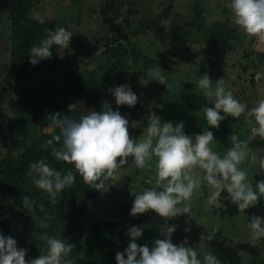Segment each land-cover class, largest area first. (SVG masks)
<instances>
[{"label":"rangeland","instance_id":"obj_1","mask_svg":"<svg viewBox=\"0 0 264 264\" xmlns=\"http://www.w3.org/2000/svg\"><path fill=\"white\" fill-rule=\"evenodd\" d=\"M10 6L11 0H0V163L15 140L29 146L50 135L55 129L48 125L57 110L73 117L85 109L96 111L82 94L76 102V111L64 112L68 109L63 108L64 104L72 101L71 86L82 81L93 87L120 84L131 87L138 97L141 115L134 119L141 120V125L135 128L131 127L134 120L127 118L131 138L139 137L150 113L164 121H183V131L189 136L209 127L216 139L213 150L221 156L231 147L233 137L248 136L249 125L243 114L239 118L227 116L217 128L208 126L203 106L211 105L196 87L200 75L207 74L213 82L224 78L233 95L248 107L264 98V42L233 23L228 0H23L29 19L53 22L55 27L70 30L73 36L69 48L54 45V57L22 71L14 70L12 65L11 51L18 37L10 18ZM163 13L167 18L132 35ZM155 65L165 72L167 88L149 80L147 70ZM17 74L21 75L16 78ZM104 101V97L99 100L102 108ZM249 147L257 156L264 155V139L257 137ZM21 150L19 146L11 155L16 156ZM241 167L248 171L253 185L264 178L259 175L256 162L245 161ZM150 178L155 179L154 161L150 169H137L131 164L122 167L116 178L108 182L113 185H109L107 192L99 191L86 200V215L81 220V229L75 233L48 214L36 198H32L33 208L27 210L21 207V193L6 197L0 186V233L15 238L18 248L27 249L26 259L35 258L46 249L40 239L42 232L61 236L74 245L75 263L84 257L89 246L92 225L121 220V212L126 206L131 207L135 192L151 186ZM209 191L202 187L199 193H194L192 218L185 214L167 220L168 224L177 225L171 234L172 242L186 238L200 257L212 252L211 243L217 242L234 250L239 264H264V238L253 243L246 226L253 214L264 216V198L253 211L229 216L223 213L227 209L228 199L224 198L227 193H221L219 206L211 207L205 205ZM140 215L143 233L136 242H147L150 247L152 241L163 238L160 228L165 219L151 210ZM45 221L48 226L41 227ZM185 228L189 230L186 232ZM242 246L256 249L257 253L244 251Z\"/></svg>","mask_w":264,"mask_h":264},{"label":"clouds","instance_id":"obj_2","mask_svg":"<svg viewBox=\"0 0 264 264\" xmlns=\"http://www.w3.org/2000/svg\"><path fill=\"white\" fill-rule=\"evenodd\" d=\"M228 8L233 23L239 29L250 36L264 39V0H228ZM45 33L29 49L28 62L32 65L50 58L53 45L69 48L73 36L70 30L62 26L45 29ZM147 72L149 80L167 88V77L158 65L150 67ZM196 87L211 105L203 106L208 126L217 128L227 116L239 118L242 114L249 125L248 136L245 139L233 137L231 147L222 156L213 150L216 139L209 127L189 136L183 131V121H164L155 113L149 114L139 137L131 138L129 120L118 109L113 110L108 101H104L101 110L85 109L78 117L61 113L52 115L48 127L58 129V134L46 141V145H51L53 140L59 144L51 148V155L57 161L71 164L82 181L90 185L89 188L107 192L109 185L113 184L106 181L116 178L125 165L150 169L154 161L155 179H149L150 187L135 192L129 215L151 210L164 218L165 224L160 228L163 238L152 241L150 247L147 242L138 245L136 241L142 237L143 228L136 225L129 227L126 232L129 238L127 247L115 253L116 264H221L211 251L200 257L186 238L174 244L171 234L177 225L168 224L167 220L185 214L192 218L190 209L193 195L199 193L202 187L210 190L206 206H219L221 193L225 192L227 195L224 198L234 203L242 213L264 198V178L253 185L248 171L241 167L245 161L256 162L259 175L264 177V155L257 156L249 147L257 137L264 139V98L248 107L233 95L224 78L213 82L207 74L200 75ZM106 91L111 93L118 106L132 108L137 104L138 97L127 84ZM76 108V103L68 106L74 111ZM140 125L141 120L131 122L133 128ZM26 175L38 189L48 194L53 204L61 191L71 186L77 178L71 170H57L46 158L30 162ZM21 205L31 210L34 201L27 195L22 198ZM47 226L46 221L41 223V227ZM246 226L253 243L264 238V216L253 214ZM184 230L187 232L189 229ZM40 239L45 242L46 249L40 251L37 257L26 259L27 249L18 248L15 238L0 233V264H73V244L47 232H42Z\"/></svg>","mask_w":264,"mask_h":264},{"label":"trees","instance_id":"obj_3","mask_svg":"<svg viewBox=\"0 0 264 264\" xmlns=\"http://www.w3.org/2000/svg\"><path fill=\"white\" fill-rule=\"evenodd\" d=\"M10 6V18L16 28L15 33L18 39L15 40V46L12 49L13 61L12 65L14 70L22 71L25 67L31 65L28 62L29 49L33 44H37L44 36L45 29H53L55 24L53 22L47 23L41 20H32L28 17L27 6H23V0H11ZM168 11V10H167ZM166 11V12H167ZM167 18L165 13L156 17V19L149 21L147 24L135 30L132 35H137L152 26L157 25V22ZM54 45L52 46L53 49ZM54 57V52H52ZM44 60V59H43ZM41 60V61H43ZM12 77V71L9 73ZM21 74L14 75L18 78ZM13 76V77H14ZM75 86H71L69 95L72 97L73 103H76L81 98L82 94L90 100L96 108V111L102 109L99 104V100L104 97L108 101L113 110H119L121 114L126 118H130V121L138 119L139 105H135L132 108L126 105H116L111 93L106 91L115 85L93 87L91 83L76 82ZM72 85V84H71ZM2 98H0V101ZM64 104L63 108H67L70 104ZM71 109H67L66 112H70ZM61 113V111H56ZM58 134V129H55L50 135L43 137L41 140H35L31 145H27L24 142L15 140L10 147L6 158L0 163V186L5 189L6 197L12 194H18L24 197L29 195L30 199L36 198V202L43 205V209L48 214H52L55 219L61 223L69 226V230L75 233L81 229V220L86 215L85 202L88 198L94 197L99 193V190L89 188L90 185L85 184L79 175L75 172L73 166L64 161H57L51 155V148L58 146L59 142L54 141L51 145H46V141L52 140L54 135ZM22 148L18 155H11V151ZM40 158H46L47 162L55 167L57 170L66 172L68 170L73 171L77 176L76 181L69 187L61 191L56 198V202L53 204L50 202L48 194L43 190L38 189L29 178L26 173L28 171V165L30 162H35ZM119 160V157H117ZM110 178L106 183L110 182ZM29 192V193H28ZM28 193V194H27ZM227 209L223 212L224 215L236 216L239 212L236 205L229 199L226 201ZM255 207L246 209V212H251ZM260 208V205L258 209ZM130 206H126L121 212V220L118 221H106L101 223H95L89 230V246L85 250L84 257L78 259L73 264H116L115 253L117 251H123L127 247L128 236L126 235L127 229L133 225L140 226L142 217L140 214L135 216L129 215ZM261 209V208H260ZM139 245V243H137ZM211 249L214 255L223 264H239L240 260L234 250L220 246L217 242L211 243ZM244 251H253L257 253L256 249L251 250L247 246H242Z\"/></svg>","mask_w":264,"mask_h":264},{"label":"crops","instance_id":"obj_4","mask_svg":"<svg viewBox=\"0 0 264 264\" xmlns=\"http://www.w3.org/2000/svg\"><path fill=\"white\" fill-rule=\"evenodd\" d=\"M260 42H264V39H261V41Z\"/></svg>","mask_w":264,"mask_h":264}]
</instances>
